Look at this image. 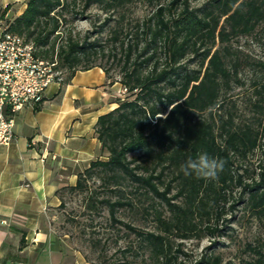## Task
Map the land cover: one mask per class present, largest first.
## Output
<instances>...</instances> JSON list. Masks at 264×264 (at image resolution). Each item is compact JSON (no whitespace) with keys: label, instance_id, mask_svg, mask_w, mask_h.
Returning <instances> with one entry per match:
<instances>
[{"label":"trees","instance_id":"1","mask_svg":"<svg viewBox=\"0 0 264 264\" xmlns=\"http://www.w3.org/2000/svg\"><path fill=\"white\" fill-rule=\"evenodd\" d=\"M83 1L84 10L93 2L118 10L134 0ZM148 1L155 11L142 23L126 32L117 23L111 31L113 50L120 52L119 83L129 98L116 99L117 106L100 115L94 126L100 156L106 160L92 161L68 189L86 191L88 206L106 207L112 221L120 208L132 211L141 205V212L155 224L153 231H137L141 242L155 262L175 264L170 234L180 232L186 239L204 229L211 235L220 232L210 221H217L223 210L220 201L226 200L231 185L242 188L244 208L264 216V75L253 81L251 119L235 124L231 114L225 119L213 115L222 108L223 91L239 83L240 61L230 43L264 36V0H209L201 6H192L191 0ZM70 4L76 0H26L23 12L6 20L4 28L32 43L38 58L56 60V69L68 74V82L77 71L93 67L101 68L108 80L109 71L95 63L104 54L100 45L71 37L57 43ZM9 8L1 11V20ZM114 51L111 57L116 59ZM195 60L196 66L190 67ZM255 66L264 70V61ZM256 150L261 155L260 173L248 183L235 171L234 162ZM201 152L225 162L218 179L181 171L186 159ZM94 176L115 199L93 195L96 192L86 184ZM203 220L209 223L204 229L199 227ZM246 247L253 255L242 264H264V240ZM219 263L217 256L205 261Z\"/></svg>","mask_w":264,"mask_h":264},{"label":"rangeland","instance_id":"2","mask_svg":"<svg viewBox=\"0 0 264 264\" xmlns=\"http://www.w3.org/2000/svg\"><path fill=\"white\" fill-rule=\"evenodd\" d=\"M3 1L9 2L8 5L11 7L9 15L13 13L15 15L26 2V0ZM168 1L157 0L154 3L165 4ZM208 1L191 0V3L192 6H201ZM83 4V0H76L75 5L70 4L61 28L63 36L57 43L62 44L66 38L71 37L73 40L100 45L104 50V56L100 55L95 63L109 71L107 82L120 84L117 63L120 52L118 49L113 50L111 31L117 23L124 31L134 29L138 23H142L154 13V4L149 3L148 0H134L118 10L99 2H93L88 9L84 10ZM0 21L4 26L5 17L2 20L0 18ZM123 38L124 34H120V39ZM115 47L118 48V45ZM229 47L240 61L239 83L234 82L230 90L223 91L222 108L213 112V115L217 119L218 117L225 119L231 114L234 123L240 124L253 117V109L249 101L256 98L253 81H258L261 74L264 75V70L255 66L256 62L264 61V36L261 33L256 38L241 37L233 40ZM111 51L117 54L116 59L111 57L113 55ZM196 63L197 60L191 62L190 67H195ZM61 75L63 80L60 87L62 88L68 83V74L62 72ZM115 95L117 99L129 98L122 86ZM98 158L106 160L105 155ZM260 161V151L256 150L246 158L236 159L235 171L242 175L245 182L250 183L256 180L260 173ZM86 185L89 190L96 192L93 195L98 196V199L103 197L115 199L110 191L101 189L100 181L96 176L88 179ZM69 186L59 188L61 191L57 197L60 204L50 211L51 231L64 239L69 251H79L88 262L93 264H164L157 263L150 257L149 251L137 234L138 230L145 232L155 230L151 217L141 212V205L138 204L135 206L136 210L132 211L120 208L116 214L117 220L112 221L106 207L100 204L96 208L89 207L88 193L71 191L68 189ZM241 189L238 184L230 186L226 193V200L220 201L223 208L221 214L217 216V221L214 219L210 221L211 225H216L221 230L220 232L211 235L204 229L209 223L203 220L199 221V227L204 229L202 233L191 234L186 239L180 237V232L170 234L171 256L175 264H205L210 256L219 257V264H242L244 260L251 258L253 253L246 246L264 240V216H258L248 208H244L241 203ZM171 193L174 194L175 190ZM165 213L166 216L169 214L167 211ZM126 225H130L135 230H130Z\"/></svg>","mask_w":264,"mask_h":264},{"label":"crops","instance_id":"3","mask_svg":"<svg viewBox=\"0 0 264 264\" xmlns=\"http://www.w3.org/2000/svg\"><path fill=\"white\" fill-rule=\"evenodd\" d=\"M8 4L0 0V12ZM24 9L9 15L10 7L5 19ZM120 89L93 67L62 88L51 85L39 103L15 115L13 140L0 144V264H91L52 233L50 211L60 204L57 190L74 185L100 156L94 126L117 106Z\"/></svg>","mask_w":264,"mask_h":264},{"label":"built area","instance_id":"4","mask_svg":"<svg viewBox=\"0 0 264 264\" xmlns=\"http://www.w3.org/2000/svg\"><path fill=\"white\" fill-rule=\"evenodd\" d=\"M36 48L23 37L9 33L0 21V144L14 138V117L26 106L41 101L47 89L61 84L57 62L38 58Z\"/></svg>","mask_w":264,"mask_h":264},{"label":"clouds","instance_id":"5","mask_svg":"<svg viewBox=\"0 0 264 264\" xmlns=\"http://www.w3.org/2000/svg\"><path fill=\"white\" fill-rule=\"evenodd\" d=\"M225 162L222 159L210 156L207 152H201L197 157H189L181 165V171L186 176L195 175L199 179L216 180L223 171Z\"/></svg>","mask_w":264,"mask_h":264}]
</instances>
